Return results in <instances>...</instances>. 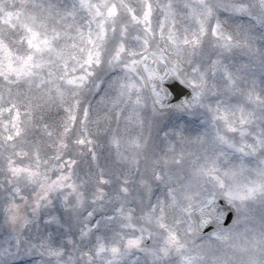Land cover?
I'll return each mask as SVG.
<instances>
[{
    "label": "snow or ice",
    "instance_id": "obj_1",
    "mask_svg": "<svg viewBox=\"0 0 264 264\" xmlns=\"http://www.w3.org/2000/svg\"><path fill=\"white\" fill-rule=\"evenodd\" d=\"M0 264H264V0H0Z\"/></svg>",
    "mask_w": 264,
    "mask_h": 264
}]
</instances>
